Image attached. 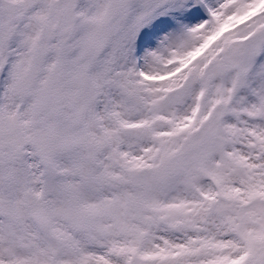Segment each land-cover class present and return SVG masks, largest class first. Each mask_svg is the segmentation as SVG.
I'll return each instance as SVG.
<instances>
[{"label":"rangeland","instance_id":"1","mask_svg":"<svg viewBox=\"0 0 264 264\" xmlns=\"http://www.w3.org/2000/svg\"><path fill=\"white\" fill-rule=\"evenodd\" d=\"M1 129L0 264H264V0H0Z\"/></svg>","mask_w":264,"mask_h":264},{"label":"water","instance_id":"2","mask_svg":"<svg viewBox=\"0 0 264 264\" xmlns=\"http://www.w3.org/2000/svg\"><path fill=\"white\" fill-rule=\"evenodd\" d=\"M0 131L3 132L2 129ZM183 160L184 159H182V158L178 159V161L176 163V167L179 170V172L185 174L188 171L189 165L187 163H185V161H183ZM35 206H36V203L34 201H31L29 203V207H35ZM31 216L36 221H40V222L45 221L44 213L41 210H37V209L32 210L31 211Z\"/></svg>","mask_w":264,"mask_h":264}]
</instances>
